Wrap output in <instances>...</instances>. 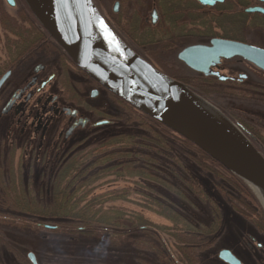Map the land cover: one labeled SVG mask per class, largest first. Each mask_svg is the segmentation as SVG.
<instances>
[{"label":"rangeland","instance_id":"374dc122","mask_svg":"<svg viewBox=\"0 0 264 264\" xmlns=\"http://www.w3.org/2000/svg\"><path fill=\"white\" fill-rule=\"evenodd\" d=\"M96 1L103 16L113 23L109 13L115 0ZM124 1L121 7L122 17L125 18L128 15L126 13L127 8H132L140 12L142 20L145 18L143 16L150 10L149 8L153 2V0H138V3L128 4L126 0ZM12 2L14 5L10 7L6 0H0V67L2 61L7 60L9 51L14 50L15 41L25 37L22 32V29L24 31L25 28L22 25L19 26V24L29 23V21L26 19L24 12L23 14L18 12V8L28 10L32 21L38 24L24 0H12ZM16 26L18 27L16 28ZM113 26L118 34L126 40L121 30L122 28L114 24ZM158 29L155 31L157 35L155 43L160 42L164 35L166 36V32ZM18 35L20 39H17ZM31 38L28 37V39ZM262 40L259 39V41L263 42ZM133 45L139 51L145 52L144 54L147 56L148 53L146 54L145 48L134 43ZM153 48L156 50L159 45L155 44ZM148 49L152 50V48ZM153 52L154 55L152 57L148 56L158 71L164 72V75L166 74L169 78L183 85L191 94L206 103V105H209L222 119L234 127L239 124L244 128L248 133L246 135L243 134L244 137L247 138L254 150L264 158V75L245 65L244 70L250 75L248 83L257 91L243 94V91H230L229 88H226L228 92L225 94L220 86H210L199 79H195V76L188 69L174 61V53L172 55H160L157 51ZM159 59L162 61H159ZM17 64V62L12 64L11 70H15ZM26 68H29L28 65ZM20 72V70L18 73L14 72L15 76L9 84L13 85L14 83L19 86L28 79L29 75L26 69ZM106 108H108L107 103ZM116 108V114L120 115V111L122 112L123 110L117 106ZM123 112L122 114H124ZM137 114L135 115L137 116ZM139 114L143 115L140 112ZM122 117L124 118L123 115ZM139 124H141L140 121L136 119L134 123L129 121L126 127L120 116H118L111 127L93 131L86 130L81 136L79 135L81 142L78 145L74 144L72 150L76 153L80 151L79 153L85 154L103 139L118 136L117 134L120 132L124 133L119 134L123 135L122 138L130 135L139 137L142 133L134 129L141 126ZM144 124L149 126L145 122ZM141 136L140 139L145 138L144 135ZM149 136L151 135L149 134ZM171 136L174 138V142L169 144V146H172L176 151L186 153V149L177 139L182 138L174 133ZM10 148L12 147L9 142L4 141V130L0 125V264H30L28 260L29 254L33 256L37 264H177L179 257L175 252V241L173 239V236L176 235L174 232L176 225L162 216L166 213V202L161 201L162 206L159 209H147L146 205L150 203L143 196L151 195L149 189H154L155 193L158 194L159 192L169 199L173 207L171 209H174L176 213L180 209L185 212L183 217L191 225L194 226L198 222L205 229L210 226L212 230L215 229L212 233L213 236L208 240L210 243L205 245L201 254L198 255L200 264H224L218 259V253L224 250L231 252L241 264H264V206L258 192H255L252 187L240 179L242 184L240 185L243 189L237 190V188L227 187L228 191L235 195V197H230L224 192L222 194L216 191L215 186H213L216 184L211 181L212 176L206 172L201 175L202 171L198 167V163L201 164L199 161L195 159L189 160L190 162H187L189 165L187 174L195 178L196 182L207 190L208 194L211 195V203L216 205L215 210L207 203L200 205L199 202L189 196V201L192 200L194 202L195 214H191L190 209L184 204V200L175 199L170 191L167 192L158 186H153L147 181L134 177L118 180L116 175L120 172L119 170L102 173L97 176L96 180H88L85 186L82 185H84L83 183L86 179H81V183L73 187V191L77 192H73L75 195L72 194L71 202L81 200L84 196H87L82 205L88 204L90 206L93 203L94 209L92 212L99 210L101 211L98 214L100 216L107 217L103 215L107 213L105 210L112 208L117 213L124 214L128 220L134 221L140 218L145 220L150 226H153L152 228H156L152 229L149 227L143 234H139L133 229L132 233H136L134 234L136 239L129 241V237H126L125 241L123 238L122 242L118 244V241L111 238L113 235L110 237L108 234H102L101 229L96 233L86 231L84 235L81 234L84 230L80 231L76 228L68 232L66 228L59 230V232H47L38 229L36 225L39 222H47L48 220L41 219L38 216L34 217L32 214L33 209H39V207L50 208L54 197L52 196V189H49L47 185L49 184V176L44 175V180L36 170L41 172L48 167V170H45L48 174L54 165H46L47 159H45L42 165L35 167L34 159L25 156L24 149L18 151L15 149L16 147H14V150ZM108 152H114V150H108ZM98 171L99 169L95 170L94 173ZM92 174L89 173L86 177L90 178ZM19 176L24 177L25 185L30 186L28 195L33 206L31 207L32 210L29 208L28 214H22L17 211L18 204L16 201L18 200H15L16 198L12 195V192H14L12 187H15L13 183L18 184L17 179ZM186 177V174H181V178L187 179ZM27 179L29 180L27 181ZM182 181L187 182V180ZM217 181L220 182L219 178H217ZM6 188L8 192L4 191ZM70 195L71 193H68L62 200L64 205ZM120 196H122V199L113 200ZM17 199H19L18 196ZM31 202L29 201L28 204ZM214 215H217V218L211 223ZM51 222L60 223L59 225L67 223L62 219L60 221L52 220ZM147 234H153L155 242L164 250H160V252H153V250L145 252L143 250L144 242L152 241L150 239L146 240L145 236ZM176 245L178 244L176 243ZM178 247L181 246L178 245ZM179 264L183 263L179 262Z\"/></svg>","mask_w":264,"mask_h":264},{"label":"flooded vegetation","instance_id":"af4514ba","mask_svg":"<svg viewBox=\"0 0 264 264\" xmlns=\"http://www.w3.org/2000/svg\"><path fill=\"white\" fill-rule=\"evenodd\" d=\"M93 2L102 14L97 1ZM122 2L125 1L115 0L111 6L109 15L113 23L102 16L120 39L148 64L154 67L149 58L154 55L153 51L160 55L174 53V61L188 69L195 79L210 86H220L225 94L226 88L243 91V94L257 91L248 83L250 75L244 66L264 75V59H259L263 68H258L240 55L220 57L215 44L245 46L264 54V0H153L143 20L140 12L132 8H127L128 15L123 18ZM126 2L134 4L138 0ZM18 12H24L29 21L19 24L27 32L22 29L24 39L15 41L14 50L9 51L7 60L2 61L0 67V80L8 75L0 87V125L4 130V141L9 142L11 150L14 147L18 151L24 149L25 156L34 159L35 167L42 165L45 159L46 165H55L76 154L72 146L81 142L80 136L86 130L111 127L118 116L122 120V115L131 122L130 106L83 74L46 31L32 21L28 10L18 8ZM113 24L122 28L126 40ZM156 29L166 32L158 43H155ZM17 39H20L19 35ZM133 43L145 48L147 56ZM155 44L159 45L156 50ZM195 47L209 51L203 57L210 62L207 75L188 68L179 59L183 50ZM224 54L229 55L228 50ZM16 62L17 68L11 70ZM25 69L29 77L22 85L9 84L15 71ZM116 106L124 114L121 111L120 115L116 114ZM43 225L38 223L36 226L42 231H51Z\"/></svg>","mask_w":264,"mask_h":264},{"label":"water","instance_id":"95a60500","mask_svg":"<svg viewBox=\"0 0 264 264\" xmlns=\"http://www.w3.org/2000/svg\"><path fill=\"white\" fill-rule=\"evenodd\" d=\"M6 1L13 7L12 0ZM69 1L74 15L69 9L66 13V6L58 7L59 0L55 4L54 0H24L37 23L83 74L264 195V158L249 144L240 125L234 127L225 120L242 140L214 123L195 104L206 103L137 56L107 23L93 0ZM215 49L220 57L240 55L263 68L259 59L263 60L264 54L255 49L226 43L215 44ZM227 50L229 55L224 54ZM207 52L205 48H187L179 59L188 68L207 75L210 62L203 58ZM7 76L0 80V87ZM28 258L36 264L31 254ZM218 259L224 264H241L225 250L218 253Z\"/></svg>","mask_w":264,"mask_h":264},{"label":"trees","instance_id":"16d2710c","mask_svg":"<svg viewBox=\"0 0 264 264\" xmlns=\"http://www.w3.org/2000/svg\"><path fill=\"white\" fill-rule=\"evenodd\" d=\"M136 113H138L137 116L135 115ZM134 118L141 123L139 124L141 126L134 129L141 132V135H144L145 138L140 139L142 137L141 135H139V137L130 135L129 137L122 138L123 135L119 134L124 133L120 132L117 134L118 136L103 139L85 154L82 152L79 153V151L68 159L58 161L48 174L45 171L46 169L48 170V168L41 172L36 170L43 179L44 175L49 176V184L47 185L49 189H52V196L54 197L53 204L50 208L39 207V209H33L32 214L34 217L38 216L41 219L48 220L47 222L41 221L39 222L40 224L43 223L44 225L58 228V230L55 229L50 232H59V230L63 228H66L67 232L74 228L80 231L84 230L83 233H81L82 235H84L86 231L89 233H96L101 229L102 234H108L110 237L113 235L111 238L118 241V244L122 242L123 238L125 241L126 237H129V241L136 239L134 237L136 233H132L133 229L136 230L137 233L143 234L146 232L147 228H152L153 226H150L145 220L140 218L134 221L128 220L125 218L124 214L117 213L116 210L112 208L105 210L107 213L103 215L107 217L100 216L98 214L101 211L92 212L94 209L93 203L90 204V206L88 204L82 205L87 196H84L81 200L71 202L72 194L75 195L73 192H77L73 191V187L80 184L81 179H86L83 183L84 185H82L85 186L88 180H96L97 176L112 170L120 171L116 175L118 180L121 178L134 177L147 181L153 186H158L167 192L170 191L175 199L185 201L184 204L190 209L191 214L196 213L194 202L191 199L196 200L200 205L202 203H207L213 209H215L216 205L211 203V195L208 194L207 190L202 188L196 182L197 180L195 178L187 174L189 169L187 162L189 160L195 159L201 163H198L199 170L202 171L201 175L206 172L213 177L211 181L216 184L213 186H215L217 192H221L222 194L224 192L230 197H235L233 193L228 191L227 187L237 188V190L243 189L238 178L230 175L186 140L177 138L186 149V153L176 151L172 146H169V144L174 142V138L171 136L173 133L170 130L140 115L139 112L132 109V123L136 120ZM122 122L127 127L128 121L126 118H122ZM144 122L149 124V126H146ZM149 134L151 136H149ZM108 150H114V152H108ZM98 169L99 171L94 173V171ZM89 173L93 174L90 178H87L86 176ZM182 173L187 175V179L181 178ZM217 178H219L220 182L217 181ZM17 180L18 184L13 183L15 187H12L14 190L12 195L16 198L15 200H18L16 201L18 204L17 211L22 214H28L29 208L32 210L31 207L33 206L28 195L30 186L25 185L26 182L24 177L19 176ZM28 180L29 179H27V181ZM182 180H187V182ZM66 182L67 184L65 185ZM4 191L8 192V189L6 188ZM149 192L151 195L143 196L147 199V202L150 203L146 205L147 209H159L162 206V202L168 204L165 206L166 213L161 215L176 225L174 230L176 235L173 236V239L175 241V252L179 257L178 259L176 258L178 260L177 264H179V262L183 264H200L198 255L201 254L202 250L205 248L204 246L210 243L208 240L213 236L212 233L215 229L212 230L211 226L205 229V227L201 226L198 222H196L194 226L191 225L189 221L183 217L185 212L180 209V212L178 211L176 213L174 209H171L173 207L169 199L165 198V196L159 192L158 194L155 193L154 189H149ZM68 193H71V195L64 205L62 200H64ZM17 196L19 199H17ZM189 196H191V201H189ZM118 199H122V196L116 197L113 200ZM29 201L31 202L30 204H28ZM213 209L211 210L213 211ZM199 212L201 211L199 210ZM216 218L217 215H214L211 223H213ZM61 219L65 220L67 223L65 225H59L60 223L51 222L52 220L60 221ZM70 233L72 234V232ZM145 237L147 238H145L146 240L150 239L153 241L144 242L143 250L145 252H150V250H153V252H160V250H164L155 242L153 234H147ZM176 243L181 247H178Z\"/></svg>","mask_w":264,"mask_h":264},{"label":"bare ground","instance_id":"6f19581e","mask_svg":"<svg viewBox=\"0 0 264 264\" xmlns=\"http://www.w3.org/2000/svg\"><path fill=\"white\" fill-rule=\"evenodd\" d=\"M59 1H61V4L56 3V4H58V7L63 8V6H66L65 7L67 9L66 13H68V9H69V11H71V13L74 15V11H73V9H71L72 6H71V3L69 0H59ZM55 2H56V0H54L53 4H55ZM54 6H56V5H54ZM70 17H71V15H70ZM195 104L214 123L218 124L221 128L226 130L228 133H231L232 135L236 136L237 139L242 140L241 138H239V133L236 130H234L224 119H222V117L220 115H218V113L213 111L208 105H203L201 103H195ZM198 104H199V106H198ZM253 190L255 192H258V195L261 199V202L264 205V195L259 190H257L256 188H253ZM43 226H44L43 227L44 229H46L45 227H49V225H43Z\"/></svg>","mask_w":264,"mask_h":264},{"label":"snow or ice","instance_id":"6c2138e0","mask_svg":"<svg viewBox=\"0 0 264 264\" xmlns=\"http://www.w3.org/2000/svg\"><path fill=\"white\" fill-rule=\"evenodd\" d=\"M101 25H102V27H103V22H101ZM105 31H107V30L105 29Z\"/></svg>","mask_w":264,"mask_h":264}]
</instances>
